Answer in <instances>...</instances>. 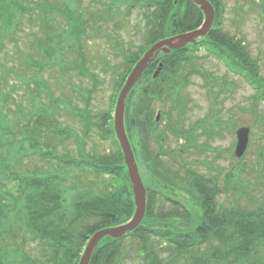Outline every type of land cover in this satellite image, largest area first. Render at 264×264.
<instances>
[{
    "label": "trees",
    "instance_id": "obj_1",
    "mask_svg": "<svg viewBox=\"0 0 264 264\" xmlns=\"http://www.w3.org/2000/svg\"><path fill=\"white\" fill-rule=\"evenodd\" d=\"M209 1L215 18L208 33L184 48L159 53L128 94L124 123L146 188L145 216L136 229L123 237L103 238L89 264H123L122 242L127 238L140 242L141 260L148 264H176L180 258L187 264H264V204L247 210L240 207L236 198L229 208L218 202L219 193L229 190V180L233 179L234 184L243 171L240 159L222 186L216 183V176L207 177L186 167L185 160L177 165V159H172L188 178L181 187L168 177L171 170L162 169L163 155L171 152L159 142L161 133L157 130L162 119L156 120L157 113L160 118L168 119L165 130L189 140L190 147L203 149L194 137L190 138L195 129L205 125L198 123L184 128L180 116L177 123H170L172 109L155 108L156 101L172 98L174 103L187 82L186 77L178 79L177 74L197 51L202 49L220 60L230 73L254 90L253 108L257 101L264 102V79L257 62L240 39L221 29L224 1ZM260 2L264 21V0ZM134 3L141 9L143 41L136 49L124 50L120 46L122 62L110 66L117 75L110 108L99 123L105 126L104 135L111 148L106 153L87 154L81 141L78 158H73L59 153L58 148L72 131L60 123L57 105L42 103L40 91L46 85L40 76L55 65L62 67L61 62L49 61L64 52L68 40L77 45L75 49H80L84 24L76 15L79 2L64 0L62 6L54 7L52 0H0V264H78L87 241L97 230L128 222L133 216V191L111 115L116 96L132 66L150 46L161 39L191 32L203 21L202 11L191 0H135ZM116 8V0H110V9ZM54 13L69 21V32L49 31L47 22ZM25 16L29 17L30 28L37 29L29 36L24 29L20 31ZM38 31L44 36H39ZM33 37L38 46L49 45L41 49L46 61L21 51L22 47L28 48ZM14 47L20 53L19 74L7 62ZM29 52H33L32 48ZM72 64H63V69L83 70L81 64ZM160 65L159 74L153 78ZM27 71H34L31 80L25 76ZM11 72L20 79L21 87L31 83L36 86V94L28 106L16 98L18 87L9 84L8 79ZM212 78L204 76L206 81ZM80 115L86 133L93 115L85 110ZM150 137L159 146L156 151L151 152L148 147ZM263 152L264 149L259 151L261 155ZM25 157L36 158L43 166L31 169ZM74 171L87 174L86 183L76 184ZM180 196L189 200L188 205ZM165 203L172 204L171 210H163ZM152 240L158 242L156 248ZM30 243L37 245L39 256L27 253L25 245ZM158 251L170 253L167 262L160 260Z\"/></svg>",
    "mask_w": 264,
    "mask_h": 264
},
{
    "label": "rangeland",
    "instance_id": "obj_2",
    "mask_svg": "<svg viewBox=\"0 0 264 264\" xmlns=\"http://www.w3.org/2000/svg\"><path fill=\"white\" fill-rule=\"evenodd\" d=\"M222 1L225 7L222 31L244 43L257 62L260 75L264 79V21L260 9L262 3L260 0ZM78 2L76 15L84 24L80 49H75L77 45L68 40L64 52L49 62L58 61V63L67 64L66 66L77 63L83 66V70L80 68L64 70L62 64V67L55 65L40 76L46 85V88L40 91L42 103L57 105L60 123L72 131L71 136L58 148L59 153L73 158H78V147L81 141L84 152L87 154L106 153L111 148L110 141L104 135L105 126L99 124L102 121V115L107 114L110 108L111 95L117 78L116 72L113 73L110 66L121 64L120 46L124 50L136 49L142 44L144 34L141 9L137 3H134L135 0H116V9H110V0H78ZM52 4L54 7H60L64 4V0H52ZM130 4L133 5L130 6ZM28 18L25 16L22 20L20 31L24 29L29 36L30 32L37 29L30 28ZM47 26L53 34L60 30L69 32L71 28L69 21L57 13L48 19ZM37 34L44 36V33L40 31ZM33 39L34 37L29 40L31 43L28 44V48L22 47L21 51L36 56L38 60L46 61L41 52L42 46L45 48L46 44L38 46ZM60 40L64 42V39ZM30 48L33 52H29ZM15 51L14 47V53L11 57H9L11 53L8 55L7 62L8 66L15 68V72L19 74L20 61L17 56L20 53ZM3 62L7 66L4 58ZM117 71L120 72L121 68ZM33 74L34 71H27L25 76L31 80ZM208 75L215 80L212 78L213 80L206 81L204 76ZM184 77L187 79L186 85L176 96L174 103L172 98L156 101L155 108L158 111L172 109L170 123H177L180 116L179 121L184 128L198 123L205 125L203 128L195 129L193 131L195 136L190 138L194 137L196 143L203 149L192 148L189 146V140L187 142L184 137L169 133L164 129V126L169 123L168 119L159 117V120L162 119L157 130L161 133L159 142L167 152H171V154L163 155L164 167L161 168L164 170L167 167L171 170L169 173L171 175L168 177L175 180L177 187H181L183 183L186 184L188 178L183 175L177 165L185 160L186 167H191L207 177L216 176V183L222 186L226 184L224 182L228 177L227 174L240 159L239 164L242 165L243 171L239 173L237 182L234 184L233 179L229 180V190L219 193L218 202L228 207L236 198L240 207L254 210L256 206L264 204V152L263 155L259 153L264 149L263 100L257 101L253 108L254 90L242 78L230 73L224 63L206 54L202 49L191 57L190 63L183 64L177 78ZM8 79L9 84L18 87L15 93L16 98L28 106L36 94L34 91L36 86L31 83L27 87L23 86L25 88L21 87L20 79L12 72ZM31 89H33L32 92ZM117 97L118 95L116 99ZM10 106L13 108L12 103ZM84 110L93 115L86 133L83 132L84 124L80 115V112ZM111 115L113 116V111ZM239 127H248L250 133H248L249 141L244 155L237 158L234 148L237 140L236 131ZM148 147L151 152L159 148L152 137L148 141ZM175 158L177 165L172 160ZM24 161H27L26 164L31 169H41L43 166L42 161L33 157H25ZM73 174V181L76 184L86 183L87 174L80 171H74ZM73 185L70 184V186ZM179 198L185 204L189 201L185 196ZM171 205L165 203L163 210H171ZM138 242L129 238L122 242L123 264H148L141 260L142 252ZM151 244L155 248L159 245L155 240H152ZM164 246L165 244L162 245ZM25 249L32 256L40 255L34 243L25 245ZM158 252H160V260L162 259L163 263L167 262L170 253ZM176 264L187 263L180 258Z\"/></svg>",
    "mask_w": 264,
    "mask_h": 264
},
{
    "label": "water",
    "instance_id": "obj_3",
    "mask_svg": "<svg viewBox=\"0 0 264 264\" xmlns=\"http://www.w3.org/2000/svg\"><path fill=\"white\" fill-rule=\"evenodd\" d=\"M193 4L198 6L203 13L202 24L194 29L180 33L175 36L161 39L150 46L139 60L134 64L130 73L126 77V80L121 87L118 97L115 102L113 109V127L116 139L119 143L122 151L124 164L127 168L128 178L131 184L133 193V199L135 204V210L133 216L128 222L117 224L116 226L106 227L97 230L87 241L78 264H89L91 256L98 246V243L105 237L113 239H119L124 235L132 232L142 222L145 211H146V188L144 186L137 162L135 160L134 152L130 144L129 138L125 130L124 113H125V101L128 99V94L134 85L139 81L143 72L146 70L152 60L161 52L168 53L171 50H176L186 46L187 44L195 43L198 39L205 36L210 28L215 17V11L208 0H191ZM158 70L154 72V77L157 76ZM159 119V113L156 116V120ZM250 130L248 127H239L236 131V145H235V156L238 158L242 157L246 151Z\"/></svg>",
    "mask_w": 264,
    "mask_h": 264
}]
</instances>
